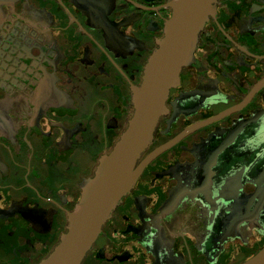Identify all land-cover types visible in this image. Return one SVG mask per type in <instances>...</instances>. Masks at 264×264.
<instances>
[{
	"label": "flooded vegetation",
	"instance_id": "af4514ba",
	"mask_svg": "<svg viewBox=\"0 0 264 264\" xmlns=\"http://www.w3.org/2000/svg\"><path fill=\"white\" fill-rule=\"evenodd\" d=\"M171 0H0V264H37L132 114ZM82 264H242L264 249V0H218ZM171 201V213H165Z\"/></svg>",
	"mask_w": 264,
	"mask_h": 264
},
{
	"label": "water",
	"instance_id": "95a60500",
	"mask_svg": "<svg viewBox=\"0 0 264 264\" xmlns=\"http://www.w3.org/2000/svg\"><path fill=\"white\" fill-rule=\"evenodd\" d=\"M218 0H171L163 35L149 56L141 83L132 87V114L108 153L101 155L81 185L79 200L67 213L64 231L37 264H82L115 209L136 186L149 159H139L166 113L170 90L184 67L194 62L199 36L217 13ZM173 203L169 201L165 213ZM242 264H264V249Z\"/></svg>",
	"mask_w": 264,
	"mask_h": 264
}]
</instances>
